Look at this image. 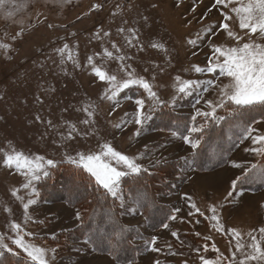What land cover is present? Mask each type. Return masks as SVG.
Masks as SVG:
<instances>
[{
    "label": "rangeland",
    "instance_id": "374dc122",
    "mask_svg": "<svg viewBox=\"0 0 264 264\" xmlns=\"http://www.w3.org/2000/svg\"><path fill=\"white\" fill-rule=\"evenodd\" d=\"M247 3L233 0L223 7L215 0H0V44L7 45L0 48V237L7 246L0 251L27 255L14 243L22 237L26 244L45 251L47 264H119L84 242L78 250L56 254V246L45 237L76 225L79 209L41 202L37 179L26 170L6 166L5 156L15 150L30 160L43 158L38 162L48 172V160L79 162L80 154L101 155L105 145L132 158L140 168L191 152L185 137L148 133L145 119L162 103L174 106L193 93L199 103L179 111L197 115L211 111L208 101L219 103L221 89L230 86L232 78L221 76L219 69L215 73L194 69L207 68L210 57L213 63L223 61L214 56V46L264 45V35L241 30L239 16L232 12ZM222 12L231 19L225 20ZM221 23L242 39L229 37L218 27ZM97 69L115 76L116 84L142 79L156 97L150 98L139 84L118 90L116 84L101 80ZM209 80L215 87L201 91L202 83ZM184 82L193 86L182 93L178 89ZM137 100L144 102L140 112ZM260 136L264 121L252 127L226 166L212 172L191 171L176 195L163 197L162 202L174 209L175 219L167 227L150 230L137 206L122 200L124 222L148 236L149 250L134 264H203L205 260L240 264L252 251L247 247L251 237L264 247V234L259 231L264 228V190L233 188V182L260 159L264 141L254 143ZM102 159L132 173L111 156ZM119 190L120 181L117 196ZM214 214L217 220L211 219ZM13 224L19 225L18 231ZM237 243L244 246L240 251ZM246 264H264V260Z\"/></svg>",
    "mask_w": 264,
    "mask_h": 264
},
{
    "label": "trees",
    "instance_id": "16d2710c",
    "mask_svg": "<svg viewBox=\"0 0 264 264\" xmlns=\"http://www.w3.org/2000/svg\"><path fill=\"white\" fill-rule=\"evenodd\" d=\"M205 86L202 83L200 90ZM197 98L193 93L179 99L174 106L162 103L145 119L148 133H172L181 138L190 135L197 146L180 158L161 160L140 168L138 173L122 176L118 198L98 184L83 167L71 162H56L47 175L36 180L41 202L64 203L77 207L80 212L76 225L45 237L56 246V254L78 250L79 243L84 242L93 252L108 255L116 263H136L139 256L149 250L148 236L136 225L124 222L122 200L137 206L150 230L163 228L171 221L174 209L161 199L176 195L189 179V172H212L226 166L248 138L252 127L264 121V105L258 103L245 107L227 103L225 107L216 108L215 118L179 111L191 108ZM193 128L197 131L193 132ZM235 190L251 193L264 190V149L260 159L236 181ZM0 264L35 262L23 252L2 250Z\"/></svg>",
    "mask_w": 264,
    "mask_h": 264
},
{
    "label": "snow or ice",
    "instance_id": "6c2138e0",
    "mask_svg": "<svg viewBox=\"0 0 264 264\" xmlns=\"http://www.w3.org/2000/svg\"><path fill=\"white\" fill-rule=\"evenodd\" d=\"M232 2L233 0H215L217 5H222L223 7H228V4ZM232 12L239 16V26L241 30L247 29L248 33L253 35L258 32L260 35H264V0H248L246 5L241 4V6L232 9ZM221 14L224 16L225 20L231 19V17L225 13L222 12ZM218 27L221 30L227 31L229 37L234 38L237 41L242 39V37L236 36L232 31L228 30L229 25L227 23H221ZM0 48H7V45L0 44ZM212 52L214 56H217V59L223 57V61L213 63V60L210 57L207 68L202 69L196 66L194 70L197 73H215L217 69H219V74L221 76L232 78L233 83L230 86H224L221 89V100L217 105H213L211 101L207 102L211 111H198L197 115L206 118H215L216 107H225L227 103L239 107L252 106L257 103L264 105V45L257 43H244L242 46L238 47L222 48L214 46ZM106 55L111 57V53H106ZM96 74L101 80H108L109 82L116 84L115 76H108L106 73L98 69L96 70ZM133 84L141 85L149 93L150 98L156 97V93L151 90V85L142 79L125 80L122 83L116 84V87L120 90ZM206 85L207 86L204 87L205 92L208 90V86L215 87L213 80L207 81ZM192 86V82H184L178 90L184 93L188 89H191ZM116 94L117 93H113V95ZM143 103V100L136 101V104L139 106L138 112L142 111ZM197 103H199V100H197ZM193 119H195V116ZM136 123L140 124L141 120L137 119ZM192 131L195 132L197 129L193 128ZM184 139L185 142L191 144L192 147L197 146L189 137H185ZM262 141H264V136L254 138V143H260ZM253 150L255 151V149ZM102 156H111L115 158L117 162L122 163L132 173H138L140 167L135 164L132 158L116 152L110 145H105V151L101 155L84 156L83 154H80L79 162L72 160L73 163H78L80 167H83L95 177L96 182L106 189L113 197H117L120 178L127 175V173L120 171L116 167L111 166L108 162H105L102 159ZM42 159L43 158L30 160L28 157L24 156L23 153L15 152V150H13L12 154H6L4 163L8 167L15 166L17 170H26L31 174L32 179H39L40 177L36 175V173L42 172L43 175H47V172L43 171V165L38 162ZM47 165L50 167L54 166V162L48 160ZM235 183L236 182H233V188H235ZM27 186L28 185H25V187ZM15 194L16 193L13 192V195ZM229 195H232V193H229ZM29 203H35V201H30ZM25 211H27V205L25 206ZM177 211L179 210L177 209ZM210 211L215 213L216 210L215 208H212ZM77 218H79V214H77ZM173 219H175V217H173ZM211 219L217 220L216 215L214 214ZM12 227L17 231L19 230V225L13 224ZM164 227H167V225H164ZM233 231L235 232V230ZM259 231L264 234V228H261ZM173 235H176V233H173ZM236 235L238 236L239 233H236ZM251 239L252 243L247 247L252 249V251L244 254V258L240 261V264H246V261L249 260H264V247L261 246L255 236L251 237ZM155 242L156 240L153 238L152 243ZM14 243L17 247L23 249L35 264H47L45 251L43 249L37 248L34 245L26 244L22 237H18ZM6 247L7 246L3 243V238L0 237V248ZM242 247L244 246L237 243V251H240ZM203 264H210V262L205 260Z\"/></svg>",
    "mask_w": 264,
    "mask_h": 264
}]
</instances>
